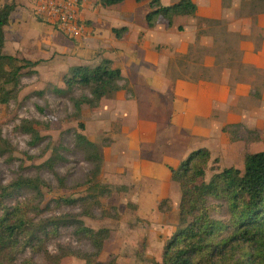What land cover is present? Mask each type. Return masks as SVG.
Here are the masks:
<instances>
[{"label":"crops","instance_id":"1","mask_svg":"<svg viewBox=\"0 0 264 264\" xmlns=\"http://www.w3.org/2000/svg\"><path fill=\"white\" fill-rule=\"evenodd\" d=\"M191 1L195 15L175 17L170 27L161 18L154 27L146 26L149 0L101 7L92 17L87 12L92 36L76 45L37 21L30 0H16L7 27L14 29L12 41L26 59H42L45 65L65 55V64H70L66 69L107 59L120 70L124 89L104 98L92 117L102 131L119 130L109 134V152H102L104 168L111 173L141 178L140 173L150 176L157 170L164 183L171 182V162L178 165L192 151L207 147L205 139L216 136L224 124L245 122L250 127V118L257 123L264 119V12L251 11L254 0ZM114 7L119 8L116 15L109 11ZM24 27L31 31L23 32L28 38H23ZM121 28L125 31L116 38L112 29ZM195 49L208 51L197 68L190 62ZM79 56L89 61H79Z\"/></svg>","mask_w":264,"mask_h":264},{"label":"rangeland","instance_id":"2","mask_svg":"<svg viewBox=\"0 0 264 264\" xmlns=\"http://www.w3.org/2000/svg\"><path fill=\"white\" fill-rule=\"evenodd\" d=\"M250 4L252 12H264V0H254ZM86 7L80 9V17L82 11L85 12L84 18H81L87 28L83 40H71L53 27L55 37H63L79 45L92 36V31L89 30L92 21L87 12L91 13L92 17L93 13H100L102 8L95 4V0ZM118 10L119 8L114 7L109 11H115L116 15ZM30 13L35 18L32 8ZM7 26L8 24L4 27L7 47L3 53L6 55L15 53L14 55L25 57L24 50L18 49L12 41L14 29ZM24 29L22 33H31L29 27ZM26 34L23 33V38H28ZM207 52L204 49H195L190 60L191 67L197 68L201 56ZM64 56H60L56 63L45 65L46 62L39 59L38 63L43 64L36 68L39 71L35 74L30 72L32 69L24 70L16 98L6 105H0V136L8 144V148L4 146L6 151L0 155V186L5 187L19 177H40L49 187V190H44L42 199L30 190L21 189L11 192L3 200V205L10 210L18 206L25 208L38 206L39 210L31 212L29 217L35 224L45 227L44 232L38 234L41 242H35L34 248L27 247L22 251L15 264H55L62 251L83 254L93 252L89 242L75 233V225L71 222L73 219L82 221L89 229L106 228L110 231L99 256L101 262L111 259H115L117 264L160 262L163 247L177 227L179 186L173 182L164 183L162 173H157V170L150 176L148 173H140L142 177L138 178L137 173H111L107 166L104 168L102 152L104 150L105 154L109 152L113 137L109 134H117L119 130L113 127L105 131L100 130L93 124L94 111L87 107H84L81 113H76L70 99L88 95V90L76 86L68 91L63 78L69 74L67 70L72 67L66 69L70 64H65ZM235 57L237 56L234 54ZM77 59L89 61L81 56ZM98 61L100 59L95 62ZM107 106L108 102L104 107ZM125 117L124 123L129 126L130 116ZM250 120L252 121L250 127H246L245 122L224 124L216 136L205 139L207 147L199 148L207 150L210 154L204 168L205 182H208L215 172L225 168L234 167L242 170L246 153L264 151V119L260 123H257L254 117ZM79 123L84 124V131L78 129ZM27 125L38 133L39 140H34L24 132L22 127ZM224 127L227 129L223 130ZM77 132L98 146L102 160L99 184L112 189L109 196L98 198L99 204L90 200L87 203L66 202L77 201L87 195L86 189L89 185L86 182L93 170L92 164L86 160L83 150L76 143ZM55 155L59 159L54 163L52 170L39 167ZM107 159H110V154ZM171 164L175 165L173 166L175 168L179 165H176L177 162ZM59 178L62 182H59ZM120 187L125 189L118 191L117 188ZM211 203L220 206L219 212L214 213L212 217L226 221L229 214L224 203L222 201ZM86 212L90 214L86 215ZM60 219L70 222L63 224L59 222L56 229L50 227L47 222ZM58 264L85 262L70 255L62 258Z\"/></svg>","mask_w":264,"mask_h":264},{"label":"trees","instance_id":"3","mask_svg":"<svg viewBox=\"0 0 264 264\" xmlns=\"http://www.w3.org/2000/svg\"><path fill=\"white\" fill-rule=\"evenodd\" d=\"M125 1L95 0V4L109 8ZM134 1L140 3L144 0ZM148 6L145 22L149 28L154 27L160 18L170 27L175 17H192L197 10L191 0H179L169 6H163L161 0H149ZM16 8V0H5L0 5V105H6L16 98L23 71L32 69L30 72L35 74L34 69L39 64L38 61L31 62L17 54L13 56L3 53L6 40L4 27ZM124 31V28L112 29L116 38ZM63 80L68 91L76 86L88 90V95L70 99L77 114L84 107L95 111L104 98L124 89L120 85L123 81L120 70L107 59H100L93 65L74 66ZM22 129L34 140H39L38 133L32 127L27 125ZM78 129L84 131V124L79 123ZM225 129L227 127L223 130ZM75 140L86 160L92 164L93 170L86 182L89 185L87 195L77 201L66 202L87 203L90 200L99 204V197L112 193L111 187L99 184L102 166L100 150L81 133L75 134ZM4 146L8 148V144L0 136V155L6 151ZM209 158L207 150L198 149L192 151L176 168L168 167L171 182L176 183L180 189L178 221L175 231L163 247L161 261H154L152 264H264V151L246 153L242 170L225 168L215 172L205 182L204 168ZM57 159L59 157L55 155L39 167L52 170ZM59 182H62L60 178ZM21 189L30 190L42 199L44 190H49V187L40 177H19L5 187L0 186V264H15L22 251L27 247L34 248L35 242H41L38 234L45 230L43 225L35 224L29 217L31 212L39 210L38 206H18L10 210L3 205V200L11 192ZM117 189L120 191L125 187ZM211 201L224 203L229 214L226 221L212 217L219 212L220 206ZM162 204L163 202L160 205ZM47 222L56 229L59 222L63 224L70 221L60 219ZM71 222L75 225V233L89 242L93 252L83 254L62 251L55 264L70 255L83 260L85 264H117L115 259L106 262L99 260L103 244L109 237L108 229H89L77 219Z\"/></svg>","mask_w":264,"mask_h":264},{"label":"built area","instance_id":"4","mask_svg":"<svg viewBox=\"0 0 264 264\" xmlns=\"http://www.w3.org/2000/svg\"><path fill=\"white\" fill-rule=\"evenodd\" d=\"M92 0H30L35 18L71 40H83L87 28L80 17V9Z\"/></svg>","mask_w":264,"mask_h":264}]
</instances>
